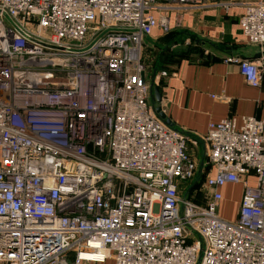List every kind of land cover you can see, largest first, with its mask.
<instances>
[{"label":"built area","instance_id":"obj_1","mask_svg":"<svg viewBox=\"0 0 264 264\" xmlns=\"http://www.w3.org/2000/svg\"><path fill=\"white\" fill-rule=\"evenodd\" d=\"M204 4L0 0V264H264V116L210 122L184 196L195 152L149 102L145 39ZM239 24L262 47L264 1ZM223 61L260 84L258 60Z\"/></svg>","mask_w":264,"mask_h":264},{"label":"crops","instance_id":"obj_2","mask_svg":"<svg viewBox=\"0 0 264 264\" xmlns=\"http://www.w3.org/2000/svg\"><path fill=\"white\" fill-rule=\"evenodd\" d=\"M251 1L256 0H204L201 8L169 14L168 33L154 28L145 39L144 45L147 41L152 45L151 53L157 51L156 63H162L158 84L167 116L201 138L210 122L264 116V45L249 44L239 24L243 3ZM229 54L259 61L257 87L245 81L237 65L223 61ZM187 139L196 152L195 141ZM220 192L219 207L232 201V195L239 205L240 183L225 184Z\"/></svg>","mask_w":264,"mask_h":264},{"label":"water","instance_id":"obj_3","mask_svg":"<svg viewBox=\"0 0 264 264\" xmlns=\"http://www.w3.org/2000/svg\"><path fill=\"white\" fill-rule=\"evenodd\" d=\"M229 55H233V54H229ZM234 56H237V55H234ZM156 64H155L151 77L148 79L149 102H150L151 109L154 112V114L171 130L178 132L179 134L185 136L186 138L191 137L195 141L196 148L198 150L196 173H195L193 180L190 182L189 186L187 187L185 191L184 196H186L191 190V188L194 187L202 177V171H203L204 163L206 160L205 144L201 137L196 136L194 133H191L189 131H186L178 127L167 116V113L165 111L166 106L163 105L160 85L157 82H155V73L157 72ZM200 258H201V252L199 253L197 257L195 264L200 263Z\"/></svg>","mask_w":264,"mask_h":264},{"label":"rangeland","instance_id":"obj_4","mask_svg":"<svg viewBox=\"0 0 264 264\" xmlns=\"http://www.w3.org/2000/svg\"><path fill=\"white\" fill-rule=\"evenodd\" d=\"M151 47H152L151 43L149 41H147L146 44L143 46V49L141 52V62L144 65L145 77L147 76L146 77L147 80L151 77L152 72H153L154 67H155V64H156L154 53H157V51L155 49H152V53H151ZM162 52H161V54H162ZM164 56L165 55L162 54V58ZM156 65H157V72L155 73V82L158 83L159 70H160L159 68H161V66H162L161 61H159ZM196 153H197V155H196ZM195 156H196V161H197L198 150H196ZM199 182H201V179L199 180ZM231 197H232V201L228 202L225 205H220V207L218 208V212H219L220 217H222L225 220H233L236 216V212H237V208H238V204H237L238 200L235 199V197L233 195ZM68 262H69V264H72L70 259H68Z\"/></svg>","mask_w":264,"mask_h":264}]
</instances>
